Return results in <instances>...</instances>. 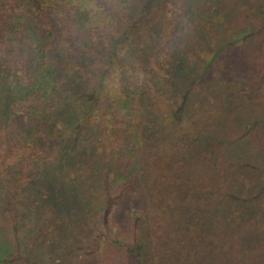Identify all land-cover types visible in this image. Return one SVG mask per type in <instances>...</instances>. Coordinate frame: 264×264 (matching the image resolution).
<instances>
[{"label": "trees", "instance_id": "1", "mask_svg": "<svg viewBox=\"0 0 264 264\" xmlns=\"http://www.w3.org/2000/svg\"><path fill=\"white\" fill-rule=\"evenodd\" d=\"M262 82L264 0H0V264H264Z\"/></svg>", "mask_w": 264, "mask_h": 264}, {"label": "rangeland", "instance_id": "2", "mask_svg": "<svg viewBox=\"0 0 264 264\" xmlns=\"http://www.w3.org/2000/svg\"><path fill=\"white\" fill-rule=\"evenodd\" d=\"M224 1V0H223ZM246 25L240 24L235 31V35L232 36L230 39L232 42L237 43L238 46L240 47H247L248 44V36L252 35L251 33H248V30H246ZM251 31V30H250ZM223 37V36H221ZM263 86L264 87V82L259 84V87ZM262 93V99L261 101H253L252 103L250 102V106H257L259 110V115H255V121L252 123V125L256 126L258 121H264V91ZM253 143V142H252ZM250 142V145L247 146L245 143L241 144H236L233 146L231 153L234 156L233 161L235 163V170L237 172H241L242 167L246 164L252 167H255L253 173L251 174L250 172H245L242 182L246 181V178H249V183H253L255 180L257 183L261 184L263 183V187H261L256 193H261V194H256V195H250L251 197H241L240 203H247L249 204L253 209H251L247 214H249L250 217H254L255 214L260 213L264 214V153L260 154L258 149L252 148L253 144ZM244 146V147H242ZM264 150V149H262ZM251 179V180H250ZM254 179V180H253ZM236 207V206H235ZM117 229V228H115ZM114 229V230H115ZM127 230L130 229L129 225L126 227ZM115 232H119V230H116ZM121 235V233H119ZM125 234H128L125 232ZM122 237V236H121ZM120 237V239H121ZM130 241V240H129ZM141 243L136 242L133 244L134 249H138L140 247ZM248 248H255L257 245L254 243L248 244ZM120 251H118L119 253ZM122 260H124L123 264H131L130 261H127L125 258L121 257ZM105 264H112L110 262H107ZM225 264V263H224ZM239 264V263H237Z\"/></svg>", "mask_w": 264, "mask_h": 264}]
</instances>
